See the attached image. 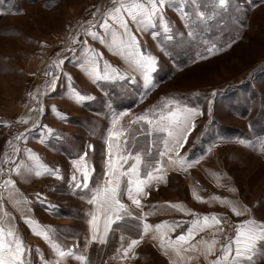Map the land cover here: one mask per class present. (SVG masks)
I'll use <instances>...</instances> for the list:
<instances>
[{"label":"rangeland","instance_id":"rangeland-1","mask_svg":"<svg viewBox=\"0 0 264 264\" xmlns=\"http://www.w3.org/2000/svg\"><path fill=\"white\" fill-rule=\"evenodd\" d=\"M166 5L161 9L163 22L157 17L154 27L143 30L141 26L137 30V24L129 21L139 50L158 62L157 71L152 74L154 87L145 93L141 74L128 62V49L125 58L114 54L116 45L126 44L128 37L115 25V38L110 33L105 36L99 27L103 13L115 6L112 0H0V184L10 179L15 185L0 187V223L5 229L15 226L29 249L42 245L39 264H49L48 259L57 261V257L51 246L33 235L24 217L51 226L54 241L77 255L87 256L90 264H131L132 260L134 264H172L175 256L170 257L171 249L162 251L148 237L142 240H147L148 247L138 259L118 251L122 234L124 247L131 239H139L138 230L132 227L139 223L137 220L113 225L116 230L109 234L106 245L94 242L85 250L90 238L88 213L94 210L87 201L90 189L104 180L110 132L131 129L129 135L135 139H129V146L135 145L133 152L151 148L153 137L142 131L148 128L146 122L132 121L152 109L158 113L167 98H176L182 106L202 113L195 117V128L181 148L190 151V159L209 145L242 142L249 132L251 139L258 141L256 136L264 131V0H226L224 7L219 6L218 0H166ZM94 13V31L105 36L109 46L85 34ZM72 37L77 38V43H71ZM66 46L72 51H66ZM89 49L101 54V71L110 64L128 79L94 81L78 67L92 57ZM57 58H66L60 71L67 75H61L55 91H51V77L45 73L56 71L50 65ZM73 88L88 99L75 102ZM45 89L48 95L41 96L39 93ZM32 94H36V99ZM41 104L42 116L33 110ZM119 113L126 115L113 128L112 117ZM34 124L38 126L33 128ZM28 129L32 130L26 133ZM21 133L27 134L26 141L15 140ZM157 147L163 150V143ZM29 150L44 165L59 169L62 179L50 175L37 178L30 172L34 161L29 158ZM85 154L89 169H94L89 190H74L72 176L79 177V173L72 162ZM203 156L186 170L174 169L168 177V188H164V182L150 184L145 189L147 198H141L143 209L133 205L126 194L122 202L136 216L142 211L153 213L145 220L152 225L163 222L164 215L169 214L170 208L164 203L167 199L179 201L172 204H180L186 210L193 209L191 186L184 176L187 170L198 168L206 157ZM12 161L19 166V174L11 171ZM24 198L28 204L23 203ZM152 206H157L154 212ZM71 261L78 264L71 256L60 263ZM258 264H264V257Z\"/></svg>","mask_w":264,"mask_h":264},{"label":"snow or ice","instance_id":"snow-or-ice-1","mask_svg":"<svg viewBox=\"0 0 264 264\" xmlns=\"http://www.w3.org/2000/svg\"><path fill=\"white\" fill-rule=\"evenodd\" d=\"M114 7L107 9L103 13V22L99 24V27L103 29L105 36L109 33L115 38L116 32L113 26H117L123 31V35L128 37V42L125 44L116 45V51L114 54L120 55L121 58L126 57L125 49H128L127 56L130 58L128 62L132 65L134 71L141 74L144 81L145 93L154 87L152 74L157 71L158 62L151 55H146L139 50V42L135 35L131 33L129 28V21L137 24L138 29L147 30L154 27L157 17L163 22V16L161 9L166 7V0H112ZM219 6L224 7L226 0H218ZM95 13L93 14V21H89L90 27L85 30L86 36H90L93 40L99 39L101 44L109 46L105 36L99 35L94 29L96 28ZM203 15V14H201ZM111 22V23H110ZM165 32L168 31L167 25L164 26ZM78 35V34H77ZM170 38V37H169ZM115 42V41H114ZM71 43H77V38L72 37ZM86 44L87 41L85 40ZM66 51H72L70 47L65 48ZM93 53L85 64H79L82 70L86 72L94 81L106 80L112 81L114 79H128L127 76H121L118 68L110 64H106L104 70L101 71L98 59L101 58V54L95 53L94 50L89 49ZM209 51H212L209 49ZM60 53H57V57ZM66 59V58H65ZM65 59H54L50 67L55 68V72H46L45 76L51 77L50 89L55 91L57 82L61 75H67L60 70L65 64ZM111 69V72L108 71ZM70 78V77H69ZM132 83H135V78L131 79ZM74 94L75 102L80 103L88 97L83 96L75 88L71 89ZM41 96L48 95V90L39 93ZM215 95V93H213ZM32 98L36 99V94H32ZM42 116L44 113L43 105L37 109ZM55 111V109L53 108ZM209 113L211 114V101L209 102ZM63 116V114H59ZM126 113L115 114L112 117L113 128L121 121L122 117ZM202 115L196 108H190L182 106L178 99L167 98L166 102L157 113L155 109L150 110V113H145L137 116L132 121L136 124L139 121H144L148 125L146 130L142 131L145 135L153 137L152 147L146 150L133 152L131 149L135 148L132 144L129 146V139H135L130 137L131 129L128 132L124 131H112L108 139L106 140V160H105V172L104 180L98 184L94 189H90L91 196L88 199V203L93 206V211L88 213L89 219L87 221L89 225L90 238L86 242L85 250L92 243H99L100 245H106L108 243L109 234L116 229L113 225H120L121 222L125 224L129 220H137L138 224L132 225L139 232V239H131V242L124 247L123 241L125 236L121 235V248L118 251H123L127 257L129 252L134 246L138 245L150 232L156 233L152 236L153 240H158L159 247L162 251L167 252L169 249L179 254L180 252L193 251L200 255H203L205 260H208L209 256L215 254V246L219 243L216 238L210 241H205L203 238L192 243L196 236L201 232L209 229L218 228L222 224V218L216 213L209 215H200L186 210L180 204H168L166 207L175 209L178 212H183L185 215H192L194 219L190 222L189 227L175 239H172L168 233L175 231L177 227L182 226V222H168L163 221L161 223L152 225L146 223L147 216L153 213L141 212L140 216H136L131 212L128 205L122 202V196L126 194L128 200L137 208L143 209L141 198H147V192L145 189L153 182H166L167 176L165 173L164 160L167 157V165L174 167L178 170H186L198 163V159H189L186 156L180 155V149L183 148L184 142L187 141L188 134L195 128V117ZM24 123H28L27 120ZM38 124H34L33 128ZM46 127V126H44ZM32 129L26 130L30 132ZM51 129L48 130L51 134ZM21 133L15 137V140L19 141L22 138L26 141L27 134ZM157 134H162L157 136ZM120 137H124L121 141ZM116 143L113 144L112 141ZM159 142L163 143V150L157 147ZM9 144L12 141L8 142ZM121 143L124 147H121ZM262 147H264V140L260 141ZM155 149V152L153 151ZM18 152L19 149L17 148ZM158 153V157H157ZM174 153V155H173ZM29 158L34 161L33 167L29 168L30 172H34V175L39 178L44 175H50L56 179H62L59 169H51L44 165L38 158V156L28 151ZM7 162V161H5ZM14 167L12 172L19 174V166L15 161L11 162ZM73 168L77 175L72 176V186L74 190L85 189L89 190V182L94 169H89L86 154L84 157H80L78 160L72 162ZM2 171V169H0ZM11 186L15 187L13 181L6 180L0 187ZM230 191H234L230 189ZM37 198L40 199V194H37ZM193 198L198 202H204V199L198 194L194 193ZM221 201L220 197H212ZM222 203L226 204L233 215L241 216L250 210L246 207L243 212L237 207L236 203L228 200H222ZM17 204L21 201H16ZM24 204H28L27 198L23 199ZM2 207V205H0ZM157 206H152L153 212ZM5 216L8 214L5 212ZM24 222L32 230L33 235H36L48 243L57 257V264L64 258L71 256L78 261V264H90L89 258L85 255H77L74 250H67L61 247L58 242L54 241L51 233L54 231L51 226L40 225L38 221H34L29 217H24ZM101 224L103 227L101 228ZM223 231L222 228L219 229ZM264 244V223L257 222L254 219H246L235 226L234 237L226 238V242L222 246L221 255L214 260L209 261V264H253L254 258L261 253V245ZM31 252V249L26 248L24 239L18 233L15 226H9L7 229L0 223V264H25V253Z\"/></svg>","mask_w":264,"mask_h":264},{"label":"crops","instance_id":"crops-1","mask_svg":"<svg viewBox=\"0 0 264 264\" xmlns=\"http://www.w3.org/2000/svg\"><path fill=\"white\" fill-rule=\"evenodd\" d=\"M259 134L262 135L256 136L257 139H259L258 141L251 139L252 133L249 132L247 133V139L242 142L234 141L231 142L232 144L223 146L209 145L207 148L202 147L203 153H198V156L193 159H200L203 155V157H206L201 160L198 168L191 169L190 171L187 170L184 176L186 183L188 182L191 186L190 194L194 204V208L191 209L192 212L198 213L201 216L216 213L221 218L224 217V215H228L236 221L237 224L250 218L256 220L257 222L264 223V147L260 144V141L264 140V131ZM179 151L181 156H186L190 159V151H184L182 149ZM233 157H235V159H233ZM166 160L167 157H165L164 160L165 169H171L166 170L164 173L167 176V181L164 182V188L169 187L168 177L171 175L172 171L176 169L168 166ZM230 189H233L234 191H230ZM194 193L202 197L204 202H198L195 200L193 198ZM212 197H220L221 201H232L236 203L237 207L242 212L245 207L250 211L246 212L244 215L235 216L226 204L216 199H212ZM174 202L178 203L179 201L170 199L164 201V203L167 204H172ZM168 212L169 214L164 215V221L182 222V226L177 227L175 231L168 233L172 239H175L187 230L189 227L187 222L192 221L194 217L192 215H185L183 212H178L172 208H170ZM218 228L201 232L196 236L192 243H196L201 240V238L205 241H210L213 238L217 239L219 231ZM155 234L156 233L154 232H150L147 235H144V237H148L150 239ZM40 241H43V244L50 246L44 240L40 239ZM42 243L40 242V244ZM153 244L156 247H159L158 240H153ZM25 247L28 248L26 244ZM41 247L42 245H37L36 247H32L30 253H25L29 256H24L25 264H39V261L42 260V258H40ZM147 247V240L141 241L138 245L134 246L129 253L131 259L135 256L138 259V256H140L144 250L147 249ZM221 249L222 246L218 243L215 246V254L213 256H209L207 261L203 255L193 251L180 252L177 254L171 250L170 257L175 256L172 258V264H209V261L214 260L216 257L221 255ZM263 257L264 244L261 245V253L254 258L253 264H258ZM48 262L49 264H57V261L53 262L51 259H48ZM134 263L135 262L132 260L131 264ZM59 264L74 263L72 261L68 263H60L59 261Z\"/></svg>","mask_w":264,"mask_h":264},{"label":"built area","instance_id":"built-area-1","mask_svg":"<svg viewBox=\"0 0 264 264\" xmlns=\"http://www.w3.org/2000/svg\"><path fill=\"white\" fill-rule=\"evenodd\" d=\"M236 225L237 224L228 219L227 216L222 219V224L220 225V228H222L223 231H220L219 235L217 236L219 244H224L226 242V238L234 237Z\"/></svg>","mask_w":264,"mask_h":264}]
</instances>
